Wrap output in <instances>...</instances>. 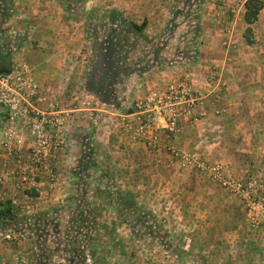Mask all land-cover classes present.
<instances>
[{"label": "rangeland", "instance_id": "374dc122", "mask_svg": "<svg viewBox=\"0 0 264 264\" xmlns=\"http://www.w3.org/2000/svg\"><path fill=\"white\" fill-rule=\"evenodd\" d=\"M172 1L170 17L184 2ZM95 5L86 7L85 0H75L67 9L70 18L82 22L85 41L75 67L70 102L65 104L63 97L44 101L31 68L18 54L7 62V70L21 65V75L32 79L37 93L26 97L21 91V118L12 123L0 121V183L10 177L21 181L15 186L21 194L20 203L12 204L0 191V208L8 202L18 220L16 225L0 227V264H255L245 254L230 249L223 227L210 228L201 201L193 195L206 188L227 193L239 202L242 213L234 220L244 228L237 234L242 232L243 244L254 248L262 259L264 166L247 179L224 176L221 165L205 161L194 150L172 145L180 126L176 134L136 131L131 122L138 112L136 103L162 87L148 91L135 86L145 72L160 70L181 58L173 51L177 37L170 33L155 42L147 36L125 39L127 52L115 64L110 86L94 93L99 77L97 55L109 46L113 29L105 23L102 6ZM169 27L172 32L175 25ZM113 34L118 36L116 30ZM7 41L1 38L0 48H12V40ZM157 58L160 60L155 61ZM0 113L4 114L3 108ZM20 127L30 135L31 145L24 154L3 145L8 129ZM153 136L155 141H151ZM137 145L142 150H131ZM184 153L196 155L201 164H183L177 154ZM215 165L222 168L223 181L233 180L244 191L237 194L233 184L223 185L214 178L211 168ZM194 173L208 184L196 187L187 183ZM40 181L44 184L39 186ZM120 192L132 194L150 217V233L137 236L132 222L120 216L115 204ZM42 196L45 199H37Z\"/></svg>", "mask_w": 264, "mask_h": 264}, {"label": "crops", "instance_id": "0c3cea01", "mask_svg": "<svg viewBox=\"0 0 264 264\" xmlns=\"http://www.w3.org/2000/svg\"><path fill=\"white\" fill-rule=\"evenodd\" d=\"M98 1L85 0L86 7L97 4L95 6H102L101 13L106 15L117 11L123 14L126 21L137 25L145 22L143 36L150 41L155 42L169 33L177 37L178 42L173 48L175 53H181L184 45L181 39L185 40L190 35L191 27L186 20H175V28L170 31L169 25L175 19L170 17L172 0ZM247 1L202 0L198 14L199 33L193 47L195 54L173 60L170 64L169 61L160 70L145 72L141 79L143 82L134 85L135 89L142 86L149 91L155 86L164 88L181 81L192 84L193 89L202 96V104L197 112H203L204 116L197 120L181 121L180 134L173 137L172 145L196 151L205 161L221 165L224 176L241 180L255 176L258 169L264 166V0H259L261 9L251 24L244 20ZM74 2L0 0V39L4 37V41L9 39L13 42L11 45L9 43L12 48H0V69L6 68L10 56L18 54L21 62L31 68L40 96L46 102L56 97H63L65 104L70 102L78 55L82 53L85 43L82 39V22L66 14ZM11 12L17 15L13 16ZM10 17H15L16 23H13L15 18L10 20ZM223 41H228L229 46H223ZM107 52V48L103 47L97 55L98 80H101L103 70L110 66ZM165 55L171 54L166 52ZM100 58H103L101 63ZM220 110L223 112L216 114ZM15 134L12 145L16 146L17 152L26 153L31 145L29 132L20 127ZM131 150H142V147L137 145ZM192 178L186 182H193L196 187L208 184L207 179L195 173ZM16 180L10 177L0 183V191L6 193L12 204L21 202V194L15 188L21 181L18 179L16 183ZM43 184V181L39 182V186ZM227 195L205 188L193 196L201 201L210 228L223 227V238L230 244L231 250L240 251L255 264H264V256L259 259L260 254L254 248L243 244V233L237 234L244 227L235 222L234 216L241 215L242 207ZM41 198L45 199L44 196L37 199Z\"/></svg>", "mask_w": 264, "mask_h": 264}, {"label": "built area", "instance_id": "2783aa9c", "mask_svg": "<svg viewBox=\"0 0 264 264\" xmlns=\"http://www.w3.org/2000/svg\"><path fill=\"white\" fill-rule=\"evenodd\" d=\"M223 46L228 47L229 42L223 41ZM21 65H13L6 74H0V108L4 109L2 120H8L12 123L14 120L21 118V91L26 93V97L35 96L37 86L28 76L21 75ZM219 85V82H218ZM217 85V86H218ZM202 104V96L187 81L168 84L164 88L154 89L146 97L136 103L138 112L133 114L134 119L131 121L136 126V131L140 134L152 135L155 130H162L167 134L178 133L179 123L183 120H197L198 117L204 116L203 112H197ZM222 110L216 111L220 114ZM161 124V125H159ZM16 130L9 128L6 133V141L3 145L6 150L16 151L13 146ZM154 134V133H153ZM153 136L151 141H155ZM16 141V143H18ZM178 158L184 164L196 163L201 164L196 155L177 154ZM214 178L223 185L233 184V189L237 194L241 189L239 183L233 180H222V168L215 165L211 168Z\"/></svg>", "mask_w": 264, "mask_h": 264}, {"label": "trees", "instance_id": "16d2710c", "mask_svg": "<svg viewBox=\"0 0 264 264\" xmlns=\"http://www.w3.org/2000/svg\"><path fill=\"white\" fill-rule=\"evenodd\" d=\"M182 3L183 6L185 5V7L182 6L180 9H178L177 13L172 14V18L175 17L172 24L176 25L175 20H181V22H184L186 20L189 28L191 27L189 37L187 36L185 40L181 39V42L183 41L184 45L180 49L181 53L179 52V56L181 54V57L183 58L186 56L192 57L195 54L193 52V47L196 44V38L199 33L198 14L201 9V5L200 0H184V2L182 1ZM189 4H192V7L189 6ZM245 9L246 13L244 20L247 24H251L256 19L257 14L261 9V2L259 0H248L245 3ZM106 19L108 22L107 24L110 25L111 28H113L111 29L112 34L110 35V39L112 41L107 47V54H109L111 62L109 68H107L106 70L107 78L105 77L106 82L110 84L113 80V74H115L114 72L116 71L114 68L115 64L121 61V54L123 59V56L127 52V49L124 45V40H127L130 37L133 39L137 37H143V30L146 27V23L143 22L140 25H137L136 23L126 21L123 14L117 11H112L111 13L107 14ZM115 30L117 31L118 36H115L113 34ZM5 67H8V65L6 64ZM93 92L96 93V90ZM85 166L87 168L90 167V165H82L81 167L85 168ZM115 204L120 216L124 217L127 221L132 222L133 226H131V229L134 234L140 236L138 234L147 232L150 233L149 229H151V227L148 224H150L152 221L150 220V217L147 216L146 213L142 212L140 207H138V204L135 202L132 194H130L129 192H120ZM17 221L18 220L16 216L12 214L9 203L7 202L6 204H2L0 208V227H6L7 225H16Z\"/></svg>", "mask_w": 264, "mask_h": 264}, {"label": "flooded vegetation", "instance_id": "af4514ba", "mask_svg": "<svg viewBox=\"0 0 264 264\" xmlns=\"http://www.w3.org/2000/svg\"><path fill=\"white\" fill-rule=\"evenodd\" d=\"M107 55V54H106ZM102 57V56H101ZM108 59H109V57H107ZM102 60H103V58H100L99 59V62L101 63L102 62ZM107 62V61H106ZM102 74V78H101V80H98V79H96L97 80V82H96V84L97 85H95L96 86V88H95V90L97 91V92H101V90H103L104 88L107 90V87H109L110 85L106 82V78H107V72L106 71H104L103 70V72L101 73ZM106 77V78H105ZM102 86V87H101ZM103 88V89H102Z\"/></svg>", "mask_w": 264, "mask_h": 264}, {"label": "water", "instance_id": "95a60500", "mask_svg": "<svg viewBox=\"0 0 264 264\" xmlns=\"http://www.w3.org/2000/svg\"><path fill=\"white\" fill-rule=\"evenodd\" d=\"M8 72L7 69H0V74H6Z\"/></svg>", "mask_w": 264, "mask_h": 264}]
</instances>
